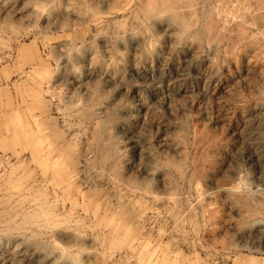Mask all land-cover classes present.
Wrapping results in <instances>:
<instances>
[{
	"label": "rangeland",
	"instance_id": "rangeland-1",
	"mask_svg": "<svg viewBox=\"0 0 264 264\" xmlns=\"http://www.w3.org/2000/svg\"><path fill=\"white\" fill-rule=\"evenodd\" d=\"M262 69L264 0H0V178L40 176L35 150L62 148L88 191L85 172L103 155L93 131L103 123L123 169L154 186L159 174L137 171L147 160L176 185V211L143 199L159 211L143 232L168 264H264V234L236 227L238 213L216 192L236 170H257L248 131L262 113ZM20 119L29 133L18 136ZM203 191L212 192L208 206ZM177 210H186L180 225ZM116 259L108 264H135Z\"/></svg>",
	"mask_w": 264,
	"mask_h": 264
},
{
	"label": "bare ground",
	"instance_id": "bare-ground-1",
	"mask_svg": "<svg viewBox=\"0 0 264 264\" xmlns=\"http://www.w3.org/2000/svg\"><path fill=\"white\" fill-rule=\"evenodd\" d=\"M131 37V36H130ZM125 38L122 31L118 40ZM218 43H212L213 49ZM60 61V56L57 57ZM80 57L68 61L74 65ZM67 61V62H68ZM264 80V70H261ZM102 93L92 94L94 106ZM90 98V97H89ZM78 99H71L74 104ZM259 117L248 131L257 170L245 175L236 170L227 184L216 192L224 195L230 207L238 213L234 225L242 230L254 227V238L264 234V104ZM96 113V111H92ZM29 120L28 128L35 121ZM17 134L29 133L19 120ZM92 145L102 151V161L86 173L88 191L76 184L75 167L63 163L62 148L40 147L33 153L41 158L32 160L43 167L40 176L16 170L0 178V261L20 260L24 264H108L110 260L134 258L135 264H168V256L151 244L145 236V220L159 215L143 199L178 209L180 196L175 183L161 170L157 172L150 161L138 163L137 171L146 177L159 174L154 186L138 178L135 171L123 169L120 148L114 134L100 124L93 131ZM85 155L87 150L82 149ZM105 169H108L112 194L99 191ZM212 192L198 193L205 206L210 205ZM115 205L111 208L110 204ZM186 210H177L173 220L182 222ZM120 244L122 247H120ZM106 245V246H105ZM119 247V248H118ZM197 264V263H193Z\"/></svg>",
	"mask_w": 264,
	"mask_h": 264
}]
</instances>
